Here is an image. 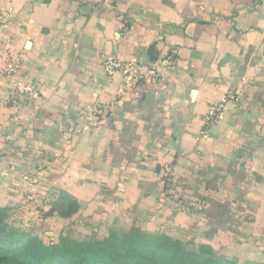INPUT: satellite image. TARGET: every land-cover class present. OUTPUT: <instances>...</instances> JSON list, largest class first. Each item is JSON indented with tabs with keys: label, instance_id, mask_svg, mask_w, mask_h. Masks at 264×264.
<instances>
[{
	"label": "crops",
	"instance_id": "0c3cea01",
	"mask_svg": "<svg viewBox=\"0 0 264 264\" xmlns=\"http://www.w3.org/2000/svg\"><path fill=\"white\" fill-rule=\"evenodd\" d=\"M0 20V208L155 235L169 168L200 205L161 234L264 264V0H0Z\"/></svg>",
	"mask_w": 264,
	"mask_h": 264
},
{
	"label": "trees",
	"instance_id": "16d2710c",
	"mask_svg": "<svg viewBox=\"0 0 264 264\" xmlns=\"http://www.w3.org/2000/svg\"><path fill=\"white\" fill-rule=\"evenodd\" d=\"M4 211L0 208V264H221L219 259L205 260L168 236H153L137 229L112 233L92 243L64 239L45 245L36 235L8 225ZM56 212L62 217L71 215L64 209L57 208Z\"/></svg>",
	"mask_w": 264,
	"mask_h": 264
},
{
	"label": "rangeland",
	"instance_id": "374dc122",
	"mask_svg": "<svg viewBox=\"0 0 264 264\" xmlns=\"http://www.w3.org/2000/svg\"><path fill=\"white\" fill-rule=\"evenodd\" d=\"M173 178H174L173 171L171 170V173L169 174L165 173V175L161 180L162 185L164 186L165 189L160 193L161 195L158 198V206L155 207V209H157L159 213V215L155 216V218L157 221L160 222L159 224H156L154 226L155 229H158L155 235L161 234L163 228L165 227L176 226L175 221L172 220L173 217L172 214L174 215L177 213H181V215L184 216V213L185 214H189L188 212L194 213L197 212L199 209L200 204L197 196L199 191L198 189L199 184L197 183V181L196 183L189 182L187 183V185H183V183L182 184L174 183ZM64 203H66V207L64 208V212L66 214L76 212L77 208L76 206H74L73 202L70 199L67 201L65 200ZM94 210L96 213H98V215H101L103 213L102 207L95 208ZM4 214L7 224L10 225L13 229L19 232H24L26 234L36 235L45 245L59 244L64 239H71L77 242L92 243L93 241L96 240H102L103 237L102 234H99L97 232V228L99 225L97 221H94L93 224L89 223L87 225L88 222L84 219L82 222L83 225L91 226L93 229L87 231V230H83V228H81L80 226L75 225L73 221H69V222L66 221L65 224H58L57 222V224L47 223L44 225V223L41 222L40 219L29 217L24 212L22 214H20L19 211L15 213H8V211L6 210V212L4 211ZM198 215L199 214H194V217L196 218L195 219L196 222H198ZM88 217L91 218V215H88ZM132 223L133 222L130 220L127 226L132 225L131 226L132 229H137V227H135V224ZM177 235L181 239L186 238L187 240L188 238L186 233L184 235L182 233H178ZM87 237L88 239H86ZM182 246L191 252L197 253L205 260L219 259L221 264H229V263L245 264L242 262H237V261L228 260L226 258L217 257L211 251H208L207 249L202 247H191L188 245H182Z\"/></svg>",
	"mask_w": 264,
	"mask_h": 264
},
{
	"label": "built area",
	"instance_id": "2783aa9c",
	"mask_svg": "<svg viewBox=\"0 0 264 264\" xmlns=\"http://www.w3.org/2000/svg\"><path fill=\"white\" fill-rule=\"evenodd\" d=\"M1 22V20H0ZM177 52L174 50L171 51V57H175ZM104 70L110 76L119 73L124 76L126 80L129 81H146L150 79L157 78V72L154 68H145L137 62L133 61H120L116 59H107L103 63ZM25 92L31 93L32 88L25 87ZM222 110L221 105L213 106L211 108L210 113H208L206 117L207 124H213L220 116V112ZM94 114L96 116H100L102 114V108H96L94 110ZM171 170L167 168V173L169 174Z\"/></svg>",
	"mask_w": 264,
	"mask_h": 264
}]
</instances>
